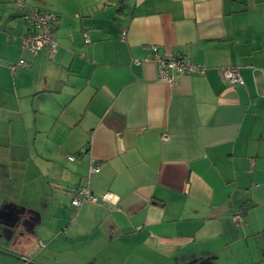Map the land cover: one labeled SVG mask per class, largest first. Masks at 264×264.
I'll use <instances>...</instances> for the list:
<instances>
[{
    "label": "crops",
    "instance_id": "obj_1",
    "mask_svg": "<svg viewBox=\"0 0 264 264\" xmlns=\"http://www.w3.org/2000/svg\"><path fill=\"white\" fill-rule=\"evenodd\" d=\"M17 1L0 0V264H264V0ZM35 7L58 17L54 53L21 49ZM151 46L203 72L161 82ZM83 187L115 203L74 209Z\"/></svg>",
    "mask_w": 264,
    "mask_h": 264
},
{
    "label": "built area",
    "instance_id": "obj_2",
    "mask_svg": "<svg viewBox=\"0 0 264 264\" xmlns=\"http://www.w3.org/2000/svg\"><path fill=\"white\" fill-rule=\"evenodd\" d=\"M16 2L17 7H23V4L17 0H10ZM26 20L29 24V33L21 38V49L27 51L35 56L40 50L46 49L50 53H54L57 48V43L52 35V26L58 22V17L51 12H44L39 8H30ZM124 36V34L122 35ZM85 43L88 39L84 37ZM151 50V60L155 63L158 71V79L161 82H171L173 75H192L202 73L203 69L192 61L184 58L181 55H164L158 53V49L154 46L149 48ZM23 60H19L17 65H22ZM138 64V61H135ZM222 79L232 85H242V79L238 73L237 68L225 67L220 70ZM73 158H70L72 160ZM90 173L99 172V167L91 164ZM84 201H89L95 204H102L108 202L115 203V197L112 194H105L101 197L94 196L86 187L80 188L72 197L71 206L78 209ZM242 211H238L232 216V221L235 225L241 220Z\"/></svg>",
    "mask_w": 264,
    "mask_h": 264
}]
</instances>
